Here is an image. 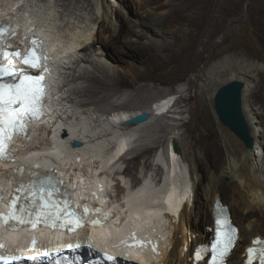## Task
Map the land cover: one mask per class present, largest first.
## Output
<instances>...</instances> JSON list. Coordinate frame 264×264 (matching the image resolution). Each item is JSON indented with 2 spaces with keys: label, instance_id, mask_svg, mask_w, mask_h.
<instances>
[{
  "label": "bare ground",
  "instance_id": "6f19581e",
  "mask_svg": "<svg viewBox=\"0 0 264 264\" xmlns=\"http://www.w3.org/2000/svg\"><path fill=\"white\" fill-rule=\"evenodd\" d=\"M89 1V7L94 10L95 4L91 0ZM101 1L102 10L98 12V19L102 18V25H99L97 30L95 27L91 28L92 25L90 23L91 26L86 27L91 29L86 28L81 33H78L79 29L77 30L78 32L73 30V33H68L67 28L58 26V33H61L58 35L68 40L65 41L60 37L70 48V53L65 58V61L69 60L66 62L70 65V68H65L64 77L66 76V78L63 79L62 84L59 83L58 88H61V95L58 97L60 116L57 119L62 117L60 110H68L66 109L67 105H64L63 109H61V105L66 100L81 107L96 104L104 115L110 116L104 127L111 128L113 132L104 133L106 128L102 129L103 126L93 127L88 110L82 112L79 111L81 107L68 106L71 111V114L69 110L67 112L70 116L66 115L69 122L64 124L63 133L65 134L63 136L61 135V124L58 129L56 128L57 130L54 134H56L58 140L53 152L61 162L66 163V160L73 157L70 154L71 152H77L85 161L88 156L85 151L88 149L91 153L95 151L97 153L95 156H100L106 164H112L111 155H106L104 151L107 148L106 136L111 135L113 139L118 137L119 142L125 145L127 137L121 133V130H127L125 133H128L130 129H135V126L146 127L143 142L131 148V151H137L138 154V156L129 160L130 168L128 170L133 172L137 169L138 159L142 155L149 153L157 143H164L168 137H171L178 149L173 147L172 155L169 152L168 156L165 157L166 167L169 169L166 176H163L165 180L163 181L162 178L154 176L152 178L153 182L147 183L143 179L140 185L145 186H142L145 190H132L128 198L129 201L136 204L133 206L137 207V211L132 214L134 221L145 222L147 225H153L154 227H160L162 225L161 219H164V217L159 207H151V205H172V210L168 212L165 223L169 238V233H173V237L170 238L173 249L169 251L168 248H162V259L155 264H190L189 256H191L192 249L197 244L209 240L212 235L207 226H214L213 207L218 198L226 201L225 203L228 205H233V217L241 231L240 243L234 250L229 264H242L246 245L251 244L252 240L258 236H264V71L262 66L256 62V59L246 54L234 53L215 61L207 69L205 79L198 86L199 94L197 95L200 101L205 103L203 106V122L213 126V113L210 104H212L219 87L233 79H240L245 83L243 89V110L250 134L254 138V147L248 148L234 132L223 126L218 132L217 147L214 151H208L204 166L199 156L201 153L197 151L194 143L195 136L190 133L189 127L186 128V113L188 110L180 112L171 126L168 128L163 127L161 130V132H164L163 134L156 131V127H161V122H158L156 127H151L150 130L145 126L151 122V119L153 120L154 113H157L156 116L161 115L157 110L165 105L164 102L160 101L161 99L158 100L159 98L154 101L153 105L150 104V101L164 96L166 92L160 89L152 92L148 81L155 78L151 74L144 73L137 68L138 66L133 63V59L146 57L150 62L159 63L162 60L161 52L174 53L175 46H179L185 41L190 42L193 40L194 35L197 33L195 29L197 23L199 24L201 20L204 22L207 13L193 12L189 14L184 11L188 6L182 2H177L176 0L161 2V0H158L156 2L162 5L170 4V9L161 13L154 12L150 20L152 25L149 21L139 19V24L143 28H139L140 25H138L133 30L136 35L143 38L149 45L137 46L131 40V42H126L127 47H125V50L117 52L114 51L117 48H115L114 43L116 40L122 39L118 10L110 4L109 0ZM206 2V0H190L189 6L204 7ZM241 2L242 0H220L221 16L219 22H216V27L212 26L214 27L212 30H202L203 32H200L201 35L203 33L209 38L208 43L218 34L223 35L224 42L231 34L237 32L236 27L240 22L239 6ZM252 5L255 9L256 5ZM2 6L6 5L2 4ZM259 10L260 6H258L257 11ZM124 11L125 16L129 17L126 9ZM31 16L36 20L33 15ZM94 19L95 17L92 18L93 21ZM183 21L188 22L187 24L190 26L193 25V28H189L190 30L188 29L189 31L186 32L173 29L177 23H183ZM74 25L76 29L77 25L81 26L80 24ZM71 28L69 27V29ZM170 30H173V33L171 38H168ZM262 35L263 38H261L264 40V31ZM89 51L91 52L89 53ZM136 51L138 52L136 53ZM82 53H86V55ZM138 53L140 56H138ZM122 54L133 57V59H128L129 63L127 62L128 64L122 67L124 72L120 68L124 62ZM74 64H77V66L73 67ZM70 69L73 72L66 75ZM258 71L259 75L257 74ZM181 77L179 74L170 72L166 77L165 75L163 76L162 82L171 83ZM78 80H83L84 83L76 84L66 91L72 82H77ZM122 87H127L131 91L126 99L117 106L114 102H111V99L115 94L122 91ZM144 91L153 94L148 93L138 102L137 95L140 93L142 95ZM64 93L69 94L64 96ZM177 101L178 99L169 106L174 109ZM114 109H119L120 111L117 114L114 112L115 116L113 115ZM144 111L151 114V119L148 122L139 125L126 123L128 119ZM174 111L177 110L175 109ZM77 113H82L85 118L80 120L77 117V121H75L74 116H77ZM54 119L55 116H52L51 120L53 121ZM152 132H154V135ZM134 134L137 133L134 131ZM76 140L82 141L83 146L74 147L73 143ZM157 165L159 169L164 168L159 163ZM124 173L126 172L120 169L116 175L121 177ZM133 185L135 187L138 186L135 183ZM188 186L191 191L188 190ZM126 190L128 188L124 189L125 196ZM80 192H82L81 189ZM190 193H193V204L191 205L192 194L190 195ZM184 199H187L185 207L177 214L175 212L176 207ZM115 229L116 231L121 230L118 225H115ZM100 231L105 233V230ZM244 241H248V243Z\"/></svg>",
  "mask_w": 264,
  "mask_h": 264
},
{
  "label": "rangeland",
  "instance_id": "374dc122",
  "mask_svg": "<svg viewBox=\"0 0 264 264\" xmlns=\"http://www.w3.org/2000/svg\"><path fill=\"white\" fill-rule=\"evenodd\" d=\"M19 1H24V0H19ZM19 1L18 0H0L2 4L7 3L6 5L12 4V3L14 4ZM91 1L96 6L94 10L93 8L89 7V4H90L89 0H82V1L80 0H27L30 8L33 9L32 11H35V10L37 11V12L35 11L34 13L36 14L38 13L37 15L39 19L48 21V23L52 25L53 30L55 31L57 35L61 34L60 32L58 33L59 25L64 26V28H67L69 31L68 33H73V30L75 32L78 29H79L78 30L79 32L78 31L77 32L81 33L83 32L82 30H85L87 27H90L91 25H92L91 28L95 27L97 30L99 28V25H102V20H101L102 18L100 17L98 19L99 17L98 12L102 10L100 6L102 1L101 0H91ZM156 1L158 0H150L148 2L147 0H109L110 4L116 10H118L117 11L118 19L121 24L122 39L120 40L118 39L115 41L114 46L115 48L116 47L117 48L114 51L122 52L123 50L126 49L125 47H127L126 42H131V40H132V43L136 44L137 46L139 45L144 46L145 44H148L143 38H140L138 35H136V33H134L133 30H135V28L138 25H140L139 28H143L142 25L139 24V19L149 21V23L152 25V22L150 20L152 19L154 12L161 13L163 11L169 10L171 7L170 4L162 5L161 3H158ZM165 1H171V0H161V2H165ZM176 1L182 2L183 4L188 6L186 9H184V11L189 14H192L193 12L207 13L204 22L203 20H201L199 21V24L197 23V27H195L197 33L194 35L193 40L190 42L185 41L183 44L179 46H175L174 53L169 54L168 51L161 52L162 60L157 64L150 62L146 57L144 58L137 57L133 59L131 55L127 56L125 54H122V56L124 57V62L122 63L120 68L124 72L122 67L129 63L128 59H133V63L136 66H138L137 68L141 69L142 72L144 73L151 74L155 78V79H151L150 81H148L149 87L152 90V92L153 91L155 92L157 91V89H160L162 91H165L166 94L164 96L157 97L156 99H152L150 101L151 105H153L154 101L157 100L158 98H159L158 100H160L170 95L173 92L180 93V94L182 92H187L185 95H182V98L179 96L180 98H178L177 104L175 108L173 109V112L172 110H168V112H163L159 116H156L157 113H154L152 117L153 120L151 119V122L145 126H147V129L150 130L151 127L153 126L156 127L157 123L161 122L162 123L161 127H156L157 128L156 131L160 132V134H163L164 132H161L163 127L168 128L169 126H171L172 123H174V120H176V118L178 117L180 112H183V111L185 112L186 110H188V112L186 113V121H187L186 128L189 127L190 133L195 136L194 143H195L197 151L201 153L199 156L201 158L202 165L205 166V162H206L205 157L208 151L209 150L214 151L217 147L216 140L218 139V135H219L218 132H220L223 126L225 127L227 126L224 125L220 121L216 113L214 100L212 104H210V106L212 107V113H213L212 115L213 116L212 121H214L213 126L207 125L203 122L204 120L203 106L205 105V103L200 101L199 97L197 96L199 94L198 86L205 79V74L207 72V69L210 67L212 63H214L215 61L219 59L225 58L229 56L230 54H234V53L246 54L247 56L252 57L253 59H256V62H258L259 65L262 66L263 68L262 70L264 71V40H262L263 38L262 33L264 31V0H242L239 6L240 22L237 24V27H236L237 32L235 34H231V36H229V38L224 42H223V35L218 34L214 37V39L210 43H208L209 38L203 35V33L201 35L200 32L202 30L209 31L210 29L212 30V28L216 27V22L217 21L219 22L220 16H221L220 0H206L207 2L205 3L204 7L197 6V5L189 6L190 0H176ZM252 4L256 5L255 9L253 8ZM258 6H260L259 11H257ZM124 9H126L127 13L129 14L128 15L129 17L125 16ZM86 16L89 17V20H88V17ZM90 16L92 18L95 17L94 21L92 20ZM81 20L83 21V23H81L82 22ZM84 20H85V23H84ZM69 22L73 25H71ZM187 23L188 22L186 21H183V23H177L173 29L181 30L185 32L189 31L190 29L193 28V25L190 26ZM74 24L76 25L80 24L81 26L77 25V29H76V26ZM259 24H260V27H259ZM153 26H155V24H153ZM69 27L70 28L72 27V28L69 29ZM80 28H81V31H80ZM91 28H87V29H91ZM197 29L199 32L197 31ZM172 33H173V30H170L168 33V38H171ZM63 39L67 40L66 38H63ZM160 39L164 40L162 38ZM90 52L91 51H89V53ZM137 52L138 51H136V53ZM98 53L100 54V52ZM82 54L86 55V53H82ZM138 56H140L139 53H138ZM84 64L85 63H83V65ZM76 66L77 64H74L73 67H76ZM70 72H73V70L70 69L66 73V75H68ZM170 72L174 74H179L182 77L172 81L171 83L162 82L163 76L165 75L166 77ZM257 74L259 75V71L257 72ZM64 78H66V76ZM259 80H260V77H259ZM83 83H84L83 80L72 82L69 85V87L66 89V91H68L70 87H73L76 84L79 85ZM130 91L131 90L129 88L122 87V91H120V93L115 94V96L111 99V102H114L117 106H119L118 104L122 103L126 99ZM142 93L144 94V96L143 94L141 95V93L137 95L138 102H140L143 99V97H145V95H147L148 93L151 95L153 94L147 91H144ZM65 94L66 93H64V96H68L69 93L66 95ZM64 105H67L68 110H70L68 106L72 107L74 105L73 107L76 106V108L81 107V106L75 105L72 102H69V101L67 102V100L64 101V104L62 105L61 109H63ZM175 109L177 111H174ZM84 110L89 111L88 115L90 117L93 127L103 126L102 129L106 128L104 126L109 120L110 116L104 115V113L99 110L96 104H92L89 106H82L81 110L79 109V111H82V112ZM114 110L115 111L112 110L114 116L117 114V112H120L119 109L117 110L114 109ZM60 111L62 112L61 115L63 116L64 111L62 110ZM70 112L71 111H69V113ZM69 113L65 114V116L66 115L70 116L71 113L70 114ZM77 117L80 120L85 118L82 116V113H79V114L77 113V116H74L75 121H77L76 119ZM128 120L126 121V123H128ZM129 124H132V123H129ZM126 128H131V127H126ZM134 128L135 129H130L128 133H125L127 130L125 131L121 130V133L127 137L125 143L131 144L135 147L143 142V139L145 138L144 134H145L146 127L135 126ZM134 131L137 134H134ZM109 132H113V130L107 127L104 130V133H109ZM152 134L154 135V132H152ZM116 139H118V137H116ZM116 139H113L111 135L106 136L105 142H107V146H106L107 148L104 150L105 152L107 150L112 149V147L115 144ZM171 140H172L171 137H168L164 143H157L154 147H152L149 153L142 155L138 159L139 162H138L137 169L134 170L133 172L128 170L130 168L129 160L138 156L137 151L130 150L128 155L126 157H123L125 159L122 160V158H120L119 160H117L118 161L117 166H115V164L114 166H112L111 164L110 175L113 177V180L115 181V183H117L115 190L118 194L120 193V197L123 198V196L125 195L124 189L128 188L129 190L131 188V185H133L134 183L136 185H140L141 181L145 177L153 178L154 176H158V178H162L163 181L165 180L163 176H166V174L169 171L168 167H166L165 157L168 156L167 154L169 152L172 155L173 149H174L173 147H175V143L173 142V140L172 141ZM158 163L161 164L164 168L159 169L157 165ZM103 165L105 166L106 162H104ZM120 169L126 172L121 177L116 175L117 171ZM206 175H207V172H206ZM188 182H189V177H188ZM187 188L188 190H190L189 186ZM191 194H192V200H191L190 205L193 204V193H190V195ZM229 206L231 208L232 213H234L232 209L233 205L229 204ZM244 242L248 243V241H244Z\"/></svg>",
  "mask_w": 264,
  "mask_h": 264
},
{
  "label": "snow or ice",
  "instance_id": "6c2138e0",
  "mask_svg": "<svg viewBox=\"0 0 264 264\" xmlns=\"http://www.w3.org/2000/svg\"><path fill=\"white\" fill-rule=\"evenodd\" d=\"M15 25L0 24V162L10 163L11 157L8 149L16 134L27 135L31 120H39L43 115V103L47 95V86L44 84L45 75L49 69L43 63L47 57L44 55L41 42L35 38L31 40L34 47H29L22 54L20 51H8L6 38L16 34ZM18 60L27 66V70L14 67L13 60ZM42 69L41 74H33L29 70ZM55 170L49 169L43 175L40 165L25 169L21 165L16 174L25 177L17 182L12 189L11 199L6 201L7 212L0 213V226L10 232H19L27 227L34 231L37 227L50 228L57 231L74 232L85 226L95 227L101 224L99 219L87 222L84 217L89 214L87 205L82 212H78L79 204L70 198L67 190L62 191L63 181L54 175ZM5 202L3 191H0V203ZM99 211L98 209L96 210ZM106 218V217H105ZM215 236L211 246L201 245L195 252L197 260H203L204 255L211 253L207 264H227V257L238 240V230L231 225L229 219L221 214L215 220ZM43 235V233H42ZM133 237L135 234L133 233ZM254 244L264 245V241L256 239ZM36 238L33 236L30 250L36 249ZM82 246L89 249V254L96 250L86 239L67 245L70 250ZM143 246L142 241H136L129 247ZM4 244L0 243V249ZM155 251V246H153ZM259 254V264H264V246L247 249L246 264H253L256 254ZM102 256V261L100 260ZM96 264H127L128 256L125 254L121 262L115 255L101 253ZM80 256L69 258L59 254L52 255L48 251L37 252L35 256L7 255L0 253V264H79Z\"/></svg>",
  "mask_w": 264,
  "mask_h": 264
},
{
  "label": "water",
  "instance_id": "95a60500",
  "mask_svg": "<svg viewBox=\"0 0 264 264\" xmlns=\"http://www.w3.org/2000/svg\"><path fill=\"white\" fill-rule=\"evenodd\" d=\"M245 83L240 79H233L223 84L217 90L214 98L216 113L220 121L234 132L248 148L254 147V138L243 110V89ZM151 119V114L144 111L128 120V123L144 124ZM74 147L83 146V142L76 140ZM175 148L178 147L175 145Z\"/></svg>",
  "mask_w": 264,
  "mask_h": 264
}]
</instances>
